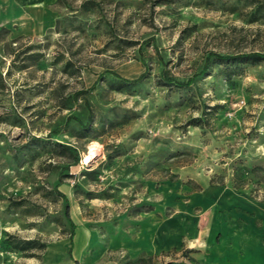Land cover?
Wrapping results in <instances>:
<instances>
[{
  "label": "rangeland",
  "instance_id": "rangeland-1",
  "mask_svg": "<svg viewBox=\"0 0 264 264\" xmlns=\"http://www.w3.org/2000/svg\"><path fill=\"white\" fill-rule=\"evenodd\" d=\"M45 1L0 19V264H194L125 242L208 183L264 203V59L215 57L264 54V0Z\"/></svg>",
  "mask_w": 264,
  "mask_h": 264
},
{
  "label": "crops",
  "instance_id": "crops-1",
  "mask_svg": "<svg viewBox=\"0 0 264 264\" xmlns=\"http://www.w3.org/2000/svg\"><path fill=\"white\" fill-rule=\"evenodd\" d=\"M46 2L8 1L0 10L1 24L17 20L16 15L18 20L25 19L22 13L36 15ZM25 20L15 30L17 34H27L42 25L36 16ZM135 237V242H125L131 253L183 247L199 264H264V203L226 185L208 183L190 195L185 208L171 217L140 226Z\"/></svg>",
  "mask_w": 264,
  "mask_h": 264
},
{
  "label": "trees",
  "instance_id": "trees-1",
  "mask_svg": "<svg viewBox=\"0 0 264 264\" xmlns=\"http://www.w3.org/2000/svg\"><path fill=\"white\" fill-rule=\"evenodd\" d=\"M57 1H59V0H57ZM6 31H8V29L4 26H1L0 27V37ZM215 57L219 60H235V61L256 62V61L264 59V54H261L259 52L241 53V54L228 55V56H222V55L215 54ZM142 76H143V74L140 77H142ZM180 84L182 85L184 83H180ZM85 92H87V89H83V90L79 91L77 94L85 93ZM259 172H264V167H262L260 165H254L252 167H247V166L241 165V166L235 167V169H234V178L236 181L235 186L236 187L241 186L246 181V179L249 177V175H256L257 176ZM222 184H223V182H219L217 185H222ZM58 194L65 197L64 193H62L61 191H58ZM66 215H67V218L69 219V221L71 223V220H70V217L68 215L67 210H66ZM71 224H73V223H71ZM33 244H34V241H27L25 244L19 245V248L23 250V249H26L28 247L33 246ZM17 246L18 245H16V247ZM43 246L44 245H42V247ZM189 258H191V257H189ZM191 260L194 261V264H199L195 261V259H191ZM162 264H174V263L169 261V262L162 263Z\"/></svg>",
  "mask_w": 264,
  "mask_h": 264
},
{
  "label": "bare ground",
  "instance_id": "bare-ground-1",
  "mask_svg": "<svg viewBox=\"0 0 264 264\" xmlns=\"http://www.w3.org/2000/svg\"><path fill=\"white\" fill-rule=\"evenodd\" d=\"M95 150H96L95 144H91L89 146V154L85 158L86 161H88V159L91 157V155L94 153Z\"/></svg>",
  "mask_w": 264,
  "mask_h": 264
}]
</instances>
